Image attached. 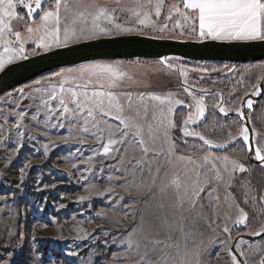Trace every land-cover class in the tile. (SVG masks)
<instances>
[{
  "label": "snow or ice",
  "instance_id": "obj_1",
  "mask_svg": "<svg viewBox=\"0 0 264 264\" xmlns=\"http://www.w3.org/2000/svg\"><path fill=\"white\" fill-rule=\"evenodd\" d=\"M132 34L202 47L218 44L231 48L239 44L259 48L262 55L249 61L245 73H236L244 78L236 82V90L229 93L228 100L222 91L203 85L215 83L211 73L226 70L231 74L236 65L191 64V58L184 54L161 55L151 64L139 58L127 65L87 56L79 62L63 60L66 53L77 50L76 45ZM53 60L55 63L46 70L29 67L38 61ZM132 65L143 75L158 66L165 74L176 77L179 91L155 94L125 88L126 83H139L129 73ZM253 68L258 71H251ZM190 70L195 77L189 76ZM24 71H32L35 78L13 83ZM239 85H243L240 106H226L240 97ZM261 96L264 0H0V220L6 216L11 221V226L3 225L0 231V264H212L214 252L215 258L226 264H264V193L254 195L250 182L236 178L237 172L251 171L253 160L264 173V107L253 115L254 105L259 102L253 97ZM206 98L212 100L211 105H206ZM26 100L31 103L25 108ZM245 108L250 111L246 113ZM233 111V124H228ZM177 112L183 115L181 120L176 119ZM221 117L225 122H221ZM145 129L148 140L167 145L166 150L162 147L153 153L156 166H147L146 173L143 160L125 163L124 159L129 147L138 148L144 155L149 153ZM53 134L57 139H51ZM90 141L94 144L90 145ZM61 145L72 146L68 159L73 161L71 169L79 173L75 183L86 192L75 203L89 201L91 211V200H105V206L94 217L81 219L73 226L77 241L104 245L87 261L80 257L79 244L65 245L56 254L46 253L37 245L35 234L29 243L19 230L21 203L25 205V217L32 211L31 204H35L34 216L42 215L47 208L46 197L41 203L28 198L26 180L33 165L18 164L21 154L26 149H32L34 154L42 151L47 161ZM85 150L90 153L87 160L83 159ZM76 159L87 167L82 170L74 162ZM177 160L188 166V182L173 173L167 182L158 184ZM96 162L99 167H95ZM13 167L18 168V180L5 179ZM72 170H64L70 182ZM146 179L150 180V196L156 191L174 194L173 213L178 214L182 254L179 241L153 240L141 246L135 239L137 233L144 231L145 219L142 214L137 219L139 210L135 206L141 202L134 197ZM93 181L108 186L100 189ZM48 187L36 183L37 192ZM56 187L51 185L52 189ZM117 188L122 192H117ZM237 191L244 197L243 205L251 206L252 219L241 206ZM222 203L237 211L231 225L224 223L223 227L222 220H231V215L221 216ZM66 207L59 204L56 209ZM80 216H84L83 211ZM129 218L133 220L131 226L121 222ZM36 219L39 222V216ZM51 219L56 222L55 217ZM93 219L123 231L117 233L99 226L104 237L101 241L95 235L97 229L88 232L82 227ZM253 219L257 223L255 230L251 229ZM241 228L248 229L246 235L261 238V243L253 246L243 236L234 239L233 232ZM56 239L66 238L60 235ZM125 244L127 247L120 251ZM243 245L249 246L247 250ZM113 246L117 251L109 259L107 252ZM169 247L176 249L177 256L166 251ZM217 248L219 252L215 251Z\"/></svg>",
  "mask_w": 264,
  "mask_h": 264
},
{
  "label": "rangeland",
  "instance_id": "obj_2",
  "mask_svg": "<svg viewBox=\"0 0 264 264\" xmlns=\"http://www.w3.org/2000/svg\"><path fill=\"white\" fill-rule=\"evenodd\" d=\"M191 63V62H190ZM125 65L128 62H124ZM151 64V63H149ZM194 64V63H191ZM212 65V64H211ZM247 70V69H246ZM246 70H234L233 73L229 74L227 71L224 74L225 78L230 82H238L243 78L241 75H237L236 73H243ZM252 70V69H251ZM130 75L135 77V80L139 83H126L124 85L125 88L130 89L132 91H143L150 92L155 94H165L169 91H165L163 88L169 86L170 84L176 87V90L173 92L179 91L178 84L175 76H170L165 74L163 70H160L157 67H153V69L148 73V75H143L140 69L136 65H132L129 69ZM208 74L205 73V76ZM212 77H218L221 74L211 73ZM190 77H195L196 74L189 71ZM213 91V90H212ZM224 98V95H223ZM219 99V97H217ZM31 101L26 100L23 104V107H28ZM212 100L206 98V105H211ZM249 111V110H248ZM247 111V112H248ZM182 115V114H181ZM186 115V110H184V114ZM236 115V114H234ZM233 115H229L231 117ZM183 117V116H182ZM233 118V117H231ZM29 131H32L29 128ZM43 139V137L41 138ZM51 139H57L56 135L53 134ZM145 139L148 143L149 153L144 155L138 148L129 147L127 153L125 154V163L128 161L134 160H143L145 162V173L147 172V166H152L153 169L156 166V160L153 156L154 152L161 151L162 147L166 150L167 145H162L159 140L156 142H152L147 138V130L145 129ZM89 144H94L93 141H90ZM36 147H41L40 144H37ZM72 146H64L56 148L52 154L50 159L45 161L42 151L40 154H34L32 149H26L25 152L21 154V158L18 161V164L22 165L25 162H30L33 165L32 171L29 173L26 183H27V191L29 193V199L35 201L36 203H41L47 198V208L45 212L41 215L35 212V204L29 205L32 208V211L27 213V216L24 215L25 205L23 203L20 204L21 215L19 217V230L23 232L24 237L29 243L31 242V237L33 234L37 237V245L40 249L46 253L51 252L53 254L59 253L61 249L65 247V245H81L79 249H77L80 253V257H83L85 261L89 259L96 251H102L104 249V245L94 244L89 241H77L75 239L76 231L74 229V225L78 224V222L83 219L87 220L88 217H94L95 213L101 209V207L105 206V200L100 198H94L91 200V211H88L89 201L83 202V204L75 203V200L78 196L86 195L84 187L80 184L75 183V180L79 177V173H76L71 169V161L68 159L69 150ZM2 155V153H0ZM90 153L85 150L83 159L87 160ZM77 163L81 169L83 170L87 165L81 162L80 159H76L74 161ZM164 161L161 160L160 163ZM108 163H113L112 161H108ZM42 166V167H37ZM95 167H99V162L95 163ZM187 167L182 161H175L173 166L167 170V173L160 177V182H167V180L173 175V173H179L182 182H188L187 176ZM69 169L73 171L72 181H69V177L67 173L64 171L65 169ZM51 170V173H49ZM85 175L91 176L89 173L85 172ZM99 175V173H97ZM241 175L239 172L236 173V178ZM107 176V172L105 173ZM5 179L14 181L18 180V168L13 167L10 172L6 173ZM131 179V176H129ZM39 182L41 186L48 185V189L42 192L36 191V183ZM97 188L103 189L108 185L106 183H97L93 181ZM137 183L139 184V180L137 179ZM150 183V180H145V186H142L139 191V195H135V199L140 201L135 207L139 210L137 213V219L142 214L145 219L144 231L137 233L135 239L139 240L141 246L145 243H149L153 240H160L164 242L179 241L181 243V254L183 250V241L182 234L178 225V214L173 213V205H174V194L169 191L165 193H161L156 191L154 195H149L147 185ZM55 184L57 187L55 189L51 188V185ZM16 185L13 184V188ZM117 192H122V189L117 188ZM136 189L133 188V192ZM221 199H223V188L220 189ZM147 200V203L143 201ZM207 202L205 201V204ZM59 204L67 205L66 208L60 209L57 211L56 206ZM81 211L84 212V216L81 217ZM225 213H229L231 215V220H222L221 227H223L224 223H228L231 225L232 221L237 217V211L233 207L232 209H228L223 205L221 207V216L223 217ZM73 215L77 216L76 220H73ZM112 213L109 212V217L111 218ZM36 216H39V222H37ZM51 217H55V223L52 222ZM123 224L131 226L133 224L132 219H122ZM41 224H46L47 227L42 228ZM3 225L11 226V221L5 216L2 220H0V231H2ZM103 226L104 228L109 229L113 232H122L123 229L112 228L110 224L104 223L100 219H93L91 223L85 222L82 224V227L86 229L88 232H92L93 229H97L95 235L99 238V240H103V235L99 232L98 227ZM64 236L66 239L59 240L56 239L57 236ZM247 236V235H240ZM239 237V236H238ZM43 238V239H41ZM224 239V237H221ZM205 243H207V235L205 236ZM251 245H259L260 243H250ZM127 245H123L119 250L123 251ZM243 248L247 250L248 245H243ZM117 251V248L113 246L111 250L107 252V256L109 259L112 258L114 252ZM166 251L172 255L177 256L176 249L174 247H169ZM219 252V248L215 250ZM155 258V256H153ZM242 259V257H241ZM99 260V257H97ZM212 264H226L224 260H217L215 258V252L213 253V262Z\"/></svg>",
  "mask_w": 264,
  "mask_h": 264
},
{
  "label": "water",
  "instance_id": "obj_3",
  "mask_svg": "<svg viewBox=\"0 0 264 264\" xmlns=\"http://www.w3.org/2000/svg\"><path fill=\"white\" fill-rule=\"evenodd\" d=\"M77 50L66 53L63 60L66 63L73 61L79 62L81 57L102 58L107 62L122 61L129 62L139 58L141 61H154L161 55L166 54H184L191 58V63H227L236 66L248 65L253 57L259 58L262 50L259 48L249 49L243 45H235L231 48L220 45L202 47L196 43H178L174 40H149L138 35L116 36L114 38H102L91 41L88 45H76ZM55 63L53 61H38L36 65H30V68L48 69ZM12 77H6L11 79ZM32 71H24L16 76L13 83L31 82L34 79ZM262 97V96H261ZM261 97H253V100L259 101ZM248 109L245 108L247 113ZM235 117V115L231 116ZM252 164H256L253 160ZM250 243L261 240L259 237L243 236Z\"/></svg>",
  "mask_w": 264,
  "mask_h": 264
},
{
  "label": "trees",
  "instance_id": "obj_4",
  "mask_svg": "<svg viewBox=\"0 0 264 264\" xmlns=\"http://www.w3.org/2000/svg\"><path fill=\"white\" fill-rule=\"evenodd\" d=\"M144 62L153 63L154 61H144ZM223 64H227V63H216V64H212V65H221L222 66ZM229 65H232V64H229ZM247 68H248V65H242V66H237L235 69L236 70L240 69V71H241V70H246ZM251 71L257 72L258 69L253 68ZM225 72H226V70L219 73L221 75H219L218 77H213V80L215 81V83L208 82V83H205L203 85V87H205L209 90H213V91H222L223 95H224V99L228 100L229 99V93L236 90V82H229L225 78L224 74H222ZM243 73H245V72H243ZM253 82H254V78H253ZM239 87L241 90L240 91V97H238L237 99L232 101L231 105H226V106L231 107L232 105H234L237 108L240 106V99L243 98V85H239ZM163 89L165 91H174V90H176V87L174 85L170 84L169 86H166ZM254 107H255L256 112L253 115L255 117V115L257 113H259L260 108L264 107V96H262L260 98L259 102L257 104H255ZM234 114H235L234 111L230 113V115H234ZM182 116L183 115H181L180 112H177L176 119L181 120L183 118ZM211 119H212V117L209 116V122L211 121ZM221 122L222 123L225 122L223 117H221ZM226 122L228 124H233V118L228 117ZM257 126L259 127V124H257ZM252 165H253V167L251 168V171L249 173L241 174L237 177V179H241V177H243L246 183L250 182L254 195L262 194V193H264V173H262L258 167H255L254 164H252ZM237 196L239 197L241 206L245 207V210L249 212L250 219H252L251 206L250 205H248V206L243 205L244 197L242 195H240L239 191H237ZM256 227H257L256 220L253 219L251 229L255 230ZM247 231H248V229L241 228V230L239 232H233L234 239L240 235H246ZM253 243H261V240L253 242Z\"/></svg>",
  "mask_w": 264,
  "mask_h": 264
},
{
  "label": "crops",
  "instance_id": "obj_5",
  "mask_svg": "<svg viewBox=\"0 0 264 264\" xmlns=\"http://www.w3.org/2000/svg\"><path fill=\"white\" fill-rule=\"evenodd\" d=\"M100 2H101V3H103V2H104V0H100ZM132 35H134V34H132ZM119 36H125V35H119Z\"/></svg>",
  "mask_w": 264,
  "mask_h": 264
},
{
  "label": "built area",
  "instance_id": "obj_6",
  "mask_svg": "<svg viewBox=\"0 0 264 264\" xmlns=\"http://www.w3.org/2000/svg\"><path fill=\"white\" fill-rule=\"evenodd\" d=\"M203 64V63H202ZM209 65L213 64V63H208Z\"/></svg>",
  "mask_w": 264,
  "mask_h": 264
},
{
  "label": "bare ground",
  "instance_id": "obj_7",
  "mask_svg": "<svg viewBox=\"0 0 264 264\" xmlns=\"http://www.w3.org/2000/svg\"><path fill=\"white\" fill-rule=\"evenodd\" d=\"M213 64H215V63H213Z\"/></svg>",
  "mask_w": 264,
  "mask_h": 264
}]
</instances>
